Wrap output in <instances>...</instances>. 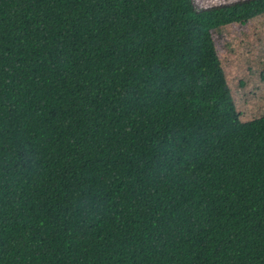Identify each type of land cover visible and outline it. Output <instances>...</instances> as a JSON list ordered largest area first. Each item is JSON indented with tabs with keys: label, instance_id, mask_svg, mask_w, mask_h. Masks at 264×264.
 <instances>
[{
	"label": "trees",
	"instance_id": "obj_1",
	"mask_svg": "<svg viewBox=\"0 0 264 264\" xmlns=\"http://www.w3.org/2000/svg\"><path fill=\"white\" fill-rule=\"evenodd\" d=\"M260 14L0 0V264H264V113L211 36Z\"/></svg>",
	"mask_w": 264,
	"mask_h": 264
},
{
	"label": "rangeland",
	"instance_id": "obj_2",
	"mask_svg": "<svg viewBox=\"0 0 264 264\" xmlns=\"http://www.w3.org/2000/svg\"><path fill=\"white\" fill-rule=\"evenodd\" d=\"M191 1L195 9L201 10L236 0ZM261 21L264 22V14L256 16L242 26L229 24L228 26L233 29L221 30L219 25L211 30L213 45L232 103L243 120L264 113V64L260 65L257 57L258 54H264V33L258 29L262 28ZM239 42L245 45L240 48L241 51L234 53L237 51L235 45ZM254 77L257 78L252 79Z\"/></svg>",
	"mask_w": 264,
	"mask_h": 264
},
{
	"label": "crops",
	"instance_id": "obj_3",
	"mask_svg": "<svg viewBox=\"0 0 264 264\" xmlns=\"http://www.w3.org/2000/svg\"><path fill=\"white\" fill-rule=\"evenodd\" d=\"M253 19H255V18H253ZM262 23H261V25H262V28H258L262 33H264V22L263 21H261ZM232 40V39H231ZM259 42V41H258Z\"/></svg>",
	"mask_w": 264,
	"mask_h": 264
}]
</instances>
